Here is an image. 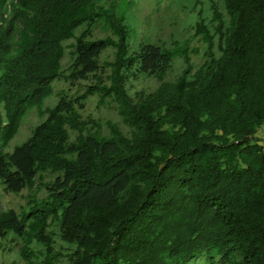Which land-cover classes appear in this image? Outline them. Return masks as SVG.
Here are the masks:
<instances>
[{
    "label": "trees",
    "instance_id": "trees-1",
    "mask_svg": "<svg viewBox=\"0 0 264 264\" xmlns=\"http://www.w3.org/2000/svg\"><path fill=\"white\" fill-rule=\"evenodd\" d=\"M114 1L0 0V196L28 192L20 211L0 197V239H22L28 264L59 262L54 225L70 264H264V0H224L227 27L211 0L216 34L201 11L195 26L209 59L192 74L181 51L175 81L165 77L179 52L142 43L132 53ZM97 22L116 39H94ZM92 76L85 93L62 90L44 108L56 82L71 89ZM139 76L160 86L134 101L126 85ZM95 93L117 105L130 135L84 119ZM32 112L47 118L6 152Z\"/></svg>",
    "mask_w": 264,
    "mask_h": 264
},
{
    "label": "rangeland",
    "instance_id": "rangeland-1",
    "mask_svg": "<svg viewBox=\"0 0 264 264\" xmlns=\"http://www.w3.org/2000/svg\"><path fill=\"white\" fill-rule=\"evenodd\" d=\"M214 2L223 13L227 27L229 17L225 10L224 0H214ZM103 4L106 6L105 2ZM110 6L114 7L118 16L121 15L125 18V25L128 29L127 42L132 53L139 51L142 43L166 46L179 52L174 59L173 68L165 77V81H175L186 68L187 65L184 58L181 57V51H186L190 57L192 74L209 59V44L201 35H197L195 26L199 20V11H201L211 34H216L217 22L214 20L211 0H115L109 3ZM102 24V22H97L93 25V38L101 39L113 36L116 39L111 31H105L102 28ZM88 27L89 23L83 24L76 30V35L79 36ZM74 41L72 39L65 42L64 68H67L72 60L73 48L71 46ZM115 52L113 48H108L103 52L100 58L103 71L99 73L98 79L102 78L106 82V77L110 72L106 63L114 60ZM211 52L215 57L220 56L219 37L217 35L213 40ZM96 79L97 77L92 76L89 81L81 82L71 89L68 88L64 81L56 82L53 96L46 101L44 108H53L59 102L60 91H68L70 96L81 95L85 93L86 86L88 84L91 85L92 81H97ZM159 86L160 82L158 80L139 76L129 80L126 88L130 97L134 101H139L156 91ZM81 114L84 119H92L102 123L103 134L109 133L106 123L112 122L118 125L123 133L130 135V128L124 125L118 113L117 105L111 99H107L104 104H101L99 94L95 93L86 100ZM46 118L47 116L41 120L37 112H32L24 122L20 134L5 148V151L12 153L16 147L25 143L31 137L34 127L46 120ZM262 131L259 132V136L264 137ZM1 188L3 190V187ZM27 193V191H23L21 194L10 193L1 195L4 209L20 211L21 206H25L27 203ZM44 196L45 191L43 190L39 197ZM52 230L56 233V251L61 255L57 264H70L68 258L70 245L61 240L57 225H54ZM12 235L14 234L11 233L7 239H0V264H28L21 255L22 239L12 240ZM32 250L38 253L39 247L33 244Z\"/></svg>",
    "mask_w": 264,
    "mask_h": 264
},
{
    "label": "clouds",
    "instance_id": "clouds-1",
    "mask_svg": "<svg viewBox=\"0 0 264 264\" xmlns=\"http://www.w3.org/2000/svg\"><path fill=\"white\" fill-rule=\"evenodd\" d=\"M10 8V7H9Z\"/></svg>",
    "mask_w": 264,
    "mask_h": 264
}]
</instances>
